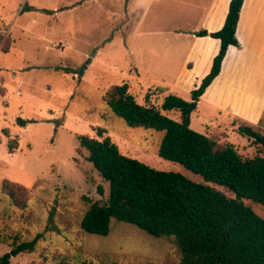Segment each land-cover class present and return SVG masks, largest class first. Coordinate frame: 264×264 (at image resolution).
I'll return each instance as SVG.
<instances>
[{"label":"rangeland","instance_id":"rangeland-1","mask_svg":"<svg viewBox=\"0 0 264 264\" xmlns=\"http://www.w3.org/2000/svg\"><path fill=\"white\" fill-rule=\"evenodd\" d=\"M207 2L0 0V255L13 243L42 234L33 252L13 257L11 264L179 262L172 238L153 237L126 222L113 220L107 236L80 228L90 203L106 200L109 185L87 160L78 136L110 137L126 156L205 183L182 165L160 158L163 133L129 127L111 112L104 94L126 83L142 105L159 107L168 94L190 100L203 71L186 67L183 44L173 31L196 25ZM24 4L33 8L21 13ZM212 92L199 101L190 127L219 146L231 144L244 158L262 155L252 139L239 133L244 124L223 113L234 109L230 96ZM166 114L179 118L175 111ZM17 118L26 126H17ZM98 128L104 131L101 137ZM10 140L17 143L12 153ZM4 183L14 193L12 200ZM243 202L264 219L261 204Z\"/></svg>","mask_w":264,"mask_h":264},{"label":"trees","instance_id":"trees-1","mask_svg":"<svg viewBox=\"0 0 264 264\" xmlns=\"http://www.w3.org/2000/svg\"><path fill=\"white\" fill-rule=\"evenodd\" d=\"M243 0H231L221 29L196 36L209 35L220 41L218 53L208 74L199 86L190 91V100L166 95L159 107L138 103L129 93L128 85H113L104 94V102L113 114L132 128L163 133L158 156L176 162L203 178L195 182L178 172L160 171L122 154L110 137L97 139L78 136L79 145L88 153L87 160L108 183L109 192L103 203H90L80 228L89 234L107 236L113 220L134 225L147 234L172 238L180 255L177 264H264V219L243 199L264 207V134L248 125L238 127L240 134L252 139L262 155L242 157L231 144L217 142L190 127L191 114L207 87L218 76L229 46H238L236 27ZM33 7L23 5L20 12ZM42 12H51L41 9ZM65 72L81 74L83 69L64 68ZM147 99V97H146ZM175 111L177 120L166 113ZM27 121L16 119L23 128ZM103 129L98 128L99 137ZM10 153L17 143L7 144ZM208 183L224 187L234 194L228 197ZM6 184L3 187L6 189ZM10 200L14 193L7 187ZM99 195L104 194L98 185ZM42 237L13 243L0 255V264L25 252H33ZM58 264H67L59 261ZM92 264V263H86Z\"/></svg>","mask_w":264,"mask_h":264},{"label":"crops","instance_id":"crops-1","mask_svg":"<svg viewBox=\"0 0 264 264\" xmlns=\"http://www.w3.org/2000/svg\"><path fill=\"white\" fill-rule=\"evenodd\" d=\"M230 1L208 0L201 9L196 25L173 31L183 44L186 67L194 65V69L203 71L201 76L196 78L197 86L210 71L212 60L219 51L220 41L209 35L199 37L195 34L202 30L212 33L221 29ZM262 9L264 0H243L236 27L239 45L229 46L218 76L201 98L208 91H213L212 95H216L217 91L220 95L227 93L226 95L232 99L234 109L222 110L223 113L236 118L235 120L244 125L264 132V25L260 24L264 22ZM203 63L207 64L204 70ZM198 65L201 68H198Z\"/></svg>","mask_w":264,"mask_h":264}]
</instances>
